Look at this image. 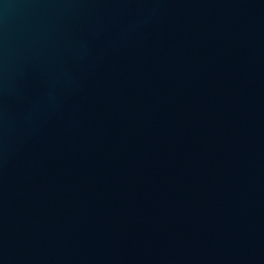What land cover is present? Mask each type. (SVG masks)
Listing matches in <instances>:
<instances>
[{
	"label": "water",
	"instance_id": "obj_1",
	"mask_svg": "<svg viewBox=\"0 0 264 264\" xmlns=\"http://www.w3.org/2000/svg\"><path fill=\"white\" fill-rule=\"evenodd\" d=\"M0 264H264V0H0Z\"/></svg>",
	"mask_w": 264,
	"mask_h": 264
}]
</instances>
